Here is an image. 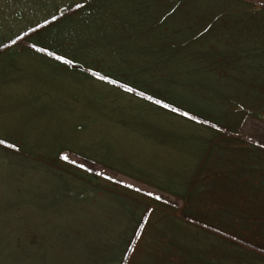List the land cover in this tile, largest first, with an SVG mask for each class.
I'll return each mask as SVG.
<instances>
[{"label": "crops", "instance_id": "0c3cea01", "mask_svg": "<svg viewBox=\"0 0 264 264\" xmlns=\"http://www.w3.org/2000/svg\"><path fill=\"white\" fill-rule=\"evenodd\" d=\"M263 119L264 0H0V148L102 201L7 206L0 264H191V212L264 262Z\"/></svg>", "mask_w": 264, "mask_h": 264}, {"label": "rangeland", "instance_id": "374dc122", "mask_svg": "<svg viewBox=\"0 0 264 264\" xmlns=\"http://www.w3.org/2000/svg\"><path fill=\"white\" fill-rule=\"evenodd\" d=\"M249 139L259 145L264 146V119L261 121H250L248 123ZM35 159L28 158L22 150L2 149L0 148V211H5L7 206L12 205H61L63 210H70L68 205L77 206L87 205L99 209L102 208V201L96 196L78 197L76 192L70 194L67 185L70 182H64L57 178V166L34 163ZM61 167V166H60ZM55 168V169H54ZM80 195V194H79ZM78 198H77V197ZM88 200H84V199ZM84 200V201H83ZM96 205V206H95ZM66 206H68L66 208ZM90 207V208H94ZM95 213V208L91 209ZM0 212V217H5V212ZM96 213L92 216L93 222H97L101 216ZM110 216L109 214H106ZM117 215V214H116ZM182 216V214H179ZM191 217L193 223L205 220L207 230L192 228L191 236L203 238L204 244L191 245V257H196L191 264H263V260L257 255L250 254V223L236 222L233 227H228L230 223L224 221L222 231L214 229V224L208 223L211 217L208 213L201 214L191 212L186 214ZM214 214H211L213 216ZM231 216L232 214H226ZM113 216V214H111ZM110 216V218H112ZM236 218H238L236 216ZM214 220V218H212ZM112 220V219H111ZM213 222V221H212ZM201 225H203L201 223ZM218 233V236L214 234ZM224 234L221 235V234ZM238 240L242 244L236 242Z\"/></svg>", "mask_w": 264, "mask_h": 264}, {"label": "snow or ice", "instance_id": "6c2138e0", "mask_svg": "<svg viewBox=\"0 0 264 264\" xmlns=\"http://www.w3.org/2000/svg\"><path fill=\"white\" fill-rule=\"evenodd\" d=\"M157 199H159V197H157Z\"/></svg>", "mask_w": 264, "mask_h": 264}]
</instances>
